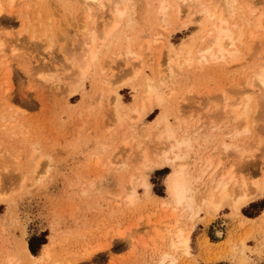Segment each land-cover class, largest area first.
<instances>
[{
	"label": "rangeland",
	"instance_id": "obj_1",
	"mask_svg": "<svg viewBox=\"0 0 264 264\" xmlns=\"http://www.w3.org/2000/svg\"><path fill=\"white\" fill-rule=\"evenodd\" d=\"M46 1L44 4L43 0H0V126L5 128L3 134H0V161L3 160L0 163V264H7L9 260L12 264H29L23 245L25 242L28 245L31 238H44L45 244L51 245L50 262L151 264L156 258L152 249H158L157 253L166 249L165 242L157 243L153 236L156 228L162 230L170 223L165 218L169 210L161 202L168 200L166 179L171 168L170 165H164L158 169L148 164L142 167L138 144L147 151L149 160H154L155 151L164 148L163 145L159 149L155 148L151 141V126L163 117L161 115L167 118L178 136L183 134L186 126L188 132L201 126L205 131L206 135L202 129L196 130L194 135L197 137L191 138L195 143L187 152L188 163L186 161L191 174H195L203 159L213 153L217 156L220 153L221 169L231 170L238 181L240 179L247 184L249 192L254 189L252 183L264 188V110L260 107L254 109L257 106L253 104L257 102L260 106L262 102L255 99L259 90L250 77L264 54V0H236L233 5L235 12L239 13H235V22L243 28L242 40L248 43L247 47L251 50L241 48L240 61L235 65L211 63L203 67L196 66V60H190L193 63L189 66L183 65L186 52L191 46V50H196L204 37L198 24V15L191 18L186 12L184 17L182 15L180 20H176V4L172 0H165L173 6L168 9L169 25L165 28L157 16L162 0H129L121 6L125 14L115 36L104 44L98 54V61L92 64L80 82L76 80L81 72H78L77 66L82 65L80 59H77L83 50L80 49L84 35L81 30L87 27V33L91 29L89 24L96 20V26L100 24L98 26L102 32L104 16L93 17V20L89 12L83 14L81 8L84 5L81 3L83 7L79 6L80 2L70 4V0ZM204 1L209 3V0ZM221 9L220 6L218 11ZM247 9L255 11L250 14ZM260 15L263 29L257 30L253 25ZM88 16L91 21L87 19ZM46 20H50L49 24ZM83 20L84 28H81ZM245 21L251 24L245 25ZM47 32L49 36L45 34ZM52 36L53 41L47 38ZM156 39H159V44L154 41ZM126 47H130L143 59L133 62L119 56ZM168 47L177 55L182 66L175 78L165 71ZM11 49H15V52L11 53ZM150 49L154 50L152 55ZM157 53L161 55L160 68L165 69L163 75L166 73V76L162 75L165 103L158 106L153 104L152 109L136 121V115L130 111L140 100L142 81L148 78L157 81V67L152 60L157 57ZM150 57L152 62H149ZM74 60H78L77 66ZM107 64L110 65L106 71ZM134 68L142 72L132 80L131 74L133 76L134 71H137ZM101 70L104 72L100 73ZM110 70L115 76L109 74ZM106 72L110 80L105 85L101 80H104ZM51 74L55 75L49 78ZM112 87L116 88L120 96L123 107L121 113L130 116L131 120L126 116L122 122H115L110 110L113 106H107L108 102L109 105L112 103L113 97L108 101L110 98L103 93L104 96L99 97L101 101L98 99L99 90L105 92ZM247 92L251 94V110L246 120L249 131L241 129L243 133L239 137L231 138L224 127L221 128V125L229 121V116L226 117L229 109H224L223 105L229 108L232 103H246ZM221 108L225 110L222 109L223 113L219 111ZM220 113L222 118L217 117ZM211 122L214 123L212 126ZM217 126L221 129L217 130ZM10 130L15 133L12 137L8 133ZM223 132L227 136L222 135ZM203 137L207 140L202 142L205 140ZM222 143L241 147V153L237 154H242L244 149L246 152L242 156L246 159H241L242 156L238 157L232 150L223 153ZM13 154L19 158L11 156ZM218 157L217 161L214 159L215 162L219 161ZM5 160L10 161L7 164L10 168L4 164ZM141 178L149 182L148 194H144ZM208 182L202 179L193 183L198 198V205H195L197 209L191 214L181 209L176 213L179 226L185 230L194 228L190 234L191 255L188 258L181 256L182 264H241L235 254L229 253L227 241L232 240L238 246L242 237L248 249L244 252V264H264V242L259 221H249L243 228L238 226L242 216L256 218L263 211L264 189H261L262 192L253 203L238 212L227 205L218 213L209 215L206 208L199 204V198ZM131 189L137 198L133 205L126 203ZM251 226L253 230H249ZM217 230L222 231V238L216 236ZM44 245L40 246L35 256ZM93 250L97 256L90 260L86 253Z\"/></svg>",
	"mask_w": 264,
	"mask_h": 264
},
{
	"label": "bare ground",
	"instance_id": "obj_2",
	"mask_svg": "<svg viewBox=\"0 0 264 264\" xmlns=\"http://www.w3.org/2000/svg\"><path fill=\"white\" fill-rule=\"evenodd\" d=\"M43 1L45 2V3L44 2L43 3L46 4L47 1L46 0H43ZM128 1L129 0H70L68 2L70 4H72L73 2H80V5L79 6H82L83 7V5H84V8H81L80 7L81 8V11L83 12V14L84 13L87 14L89 12L88 15L90 14V16L92 17V19H93V17L94 18L95 17H99V18L101 17L102 18V16H104L102 19L105 20L104 30L102 32L100 31V28L98 26L100 24H98L96 26V20H94V19H93L94 22L93 21L91 22L92 25H91V23L89 24L91 26V27L89 26L91 29L89 31L87 30V33L85 31L87 29V27L85 26L86 28H84V25H82V24H84L83 23L84 20L81 23V25L83 26V27L81 26V28H84L85 30H81L82 32L84 31V35L82 34L83 35L82 40L79 39V40L82 41V43H81L82 46L80 45L81 46L80 49H83L81 51V54H80L81 57L78 56V58H77V59H80L79 60L80 63L82 62V65H80L82 67L80 69H79L80 66L79 65L77 66L78 60H77V62L75 61L76 59L74 60V62H76V66L78 67V72L81 71L79 77L77 76L78 79H77V77H75L77 79L76 80L77 82H78V80H79V82L80 81H83V79L85 78V76L87 74L88 69L91 66H93L92 64L95 61H98V58H97L98 57V54L101 51V49L105 46L104 44L107 41L111 40L115 36L116 30H117V28L119 26V22L122 20L124 14H125L124 9H122L121 6H124ZM172 1L176 4V6H174V7H176L175 8V11H174V16H175L176 20H180L182 15L184 17V15H185L186 12H188V16H190L191 18L198 15V19H200V21L198 22V24L200 25L201 31L204 34V37L202 38V40L200 42V46L196 50H191V47L192 46L190 45L191 46L190 49L185 54L186 57L184 58L183 65H186V66L191 65L193 62L190 61V60H196L197 61L196 63H198V64H196V66L199 65L200 67L201 66L203 67L204 65H209L211 63H221L220 65L223 64L224 66L235 65L237 63L238 58H241V57H239L241 55V53H242V52H240L241 51L240 49L241 48L243 49V47L248 48L247 47L248 43H245L242 40L244 33H242V31H243L242 29L243 28L241 26H239L240 23L239 24H236V22H235V17H236L235 16V13L236 12H235V8H234L233 5L236 4V0H209V3L206 2V1H204V0H172ZM241 3H242V1H241ZM56 6H57V4H56ZM159 6L160 7H159V10H158V15L157 16L159 17V22H161V24L163 23L164 24L163 27L166 28L169 25L168 24L169 23V19H168L169 18V16H168L169 15L168 14V9L170 7H173V6L168 1H165V0H162L161 1V4H159ZM220 6L222 7V9L220 11H218L220 9ZM237 6H239V5H237ZM243 6H245V5H243ZM1 7L2 6L0 5V8ZM53 7H55V6H53ZM247 8H249V7H247ZM247 10H249V9H247ZM39 11H37V12H39ZM238 11H240V10H238ZM250 11H251V9L249 10V13L252 14V13H254L255 10H252L253 12L252 11L250 12ZM0 13H1V9H0ZM237 14H239V13H236V15ZM38 16H39V14H38ZM79 18H81V17H79ZM77 19H78V17H77ZM84 19H85V17H84ZM87 19L90 20L89 19V16L87 17ZM232 20H234V22L230 24V22H232ZM46 21H47V24H49L48 21H50V20H46ZM251 21H252V19H251ZM262 21H263L262 15L256 17V19L254 20V25H253L254 28L257 29V30L258 29H263V27H262ZM58 22H60V21H58ZM39 23H40V21H39ZM245 23H246L245 25L251 24L248 21L247 22L245 21ZM159 26H162V25H159ZM98 28H99V30H98ZM49 29H51V26L48 27V30ZM34 30H36V29H34ZM22 31H24V30H22ZM76 31H77V29H76ZM45 32H46V30H45ZM48 32H50V34H51V31H48ZM48 32L45 33L46 35L48 34L47 36H49V33ZM62 33H64V32H62ZM62 33H61V36H62ZM251 36H252V34H251ZM254 36H257V35L255 34ZM159 37H160V35H159ZM47 38L51 40V38H53V36L52 37H47ZM43 39H42V41H43ZM53 40H51V41H53ZM156 40H154V41L156 43H158L159 42V39L157 41ZM263 41H262V45H264V42ZM38 42H39V40H38ZM49 43H51V42L49 41ZM193 43H195V42H193ZM0 46H1V44H0ZM159 46H158V48H159ZM51 48L52 47H50V49ZM149 48H150V46H149ZM246 48H245V50H246ZM152 50L151 49L149 50V52H151V55H152V52L154 51V50L153 51ZM158 50H157V52H158ZM248 50L250 51L251 48H248ZM12 52H15V49H11V53ZM159 52L161 54V51L160 50H159ZM173 53L174 52L171 49H169V47H168L166 59L164 61V66H165L166 70L165 69H163V70H165L169 74L170 77L175 78L179 74L178 71H180V69H181L182 66H181V63H179V60L177 58V55H175ZM155 54L156 53L154 52L153 55H155ZM160 54L157 53V57L154 56L155 58L152 59L155 62V65H156L155 67H157L156 68L157 69L156 70L157 72L155 71L156 72L157 81H155L153 79H149V78L148 79H144L142 81L141 88L143 89V91L141 90L142 93L140 95L141 96L140 97V100L139 99L137 100L136 107L134 109H132V111H130V112H133L136 115L135 116V119H134L136 121L139 120V119H141L142 116H145L147 114V112H149V110L152 109L151 107H153V104H157V106H158V105H162V104L165 103L163 89H162V85H163V82H164V78L162 77L163 70L160 68L161 65H162V64H160V61H162V60H160L161 59V55ZM118 55L121 56V57H123L126 60H130V61H133V62L136 61V60L139 61V60L143 59V58L140 59V56H138L133 50H131L130 47L124 48V50H122ZM159 55H160V57H159ZM75 56H77V55H75ZM242 57H243V54H242ZM151 58L152 57H150L149 59L151 60ZM150 60H149V62H152V60L151 61ZM107 62H105V64ZM6 63H7V61H6ZM108 63H110V62H108ZM72 64H73V61H72ZM97 64L98 63H96V65ZM225 64H228V65H225ZM108 65H110V64H107L106 65L105 70L106 69L108 70V68H109ZM140 65H141V63H140ZM257 65L258 66H256V69L253 72L251 71L252 73H251V76L250 77L252 78V80L254 81V83H256V85L258 87V90H259V92L257 94H255V96H256L255 99H256V101H258V100H259V102L261 101L263 105L261 104L259 106V105H257V102H256V104H253V105H254V107L257 106L254 109L260 107V109L264 110V54L261 57V63H259V64L257 63ZM71 67L73 68V66H71ZM137 68H138V66H137ZM6 70H7V68H6ZM133 70H137V69L134 68ZM139 70L140 69H138L136 72L134 71V75L133 76L131 74V77L132 78L129 75L130 79H132V80L133 79H136L137 76H139L141 74V72H142V71H139ZM200 71H201V68H200ZM101 72L103 73L104 71L101 70L100 73ZM112 72L113 71L110 70L109 74H113L114 75V73H112ZM45 74L48 76V73H45ZM107 74L108 73L106 72V76H104V80L103 79L101 80V82H103L105 85L110 80V76H109V74L108 75ZM54 75L51 74L49 76V78L51 76L54 77ZM126 76H127V74H126ZM163 76H166V73ZM169 76H167V79L169 78ZM44 79H45V77H44ZM7 80H9V79L7 78ZM39 80H42V79H39ZM46 80H47V78H46ZM57 80H59V79H57ZM48 81L49 82H52V80H49V79H48ZM128 83H129V81H128ZM130 83H131V81H130ZM44 84H46V82ZM6 85H7V83H6ZM8 88L9 87H7L6 89H8ZM112 88L111 89H108V90L106 89V91H105L106 94H105L104 91L99 90V92H98V99H99V97L102 98L104 95H107V98H110V99L109 100L107 98L106 99L108 101H111V99H112L111 96L113 97V99H114V100H112V103L113 104L111 103L109 105V102L107 101L108 102L107 106H113V109H110V110H111L112 117H114V119H115V122H122L126 116H127L128 119H130V116L121 113L122 104L120 102V96L117 93L116 88H113V89ZM139 88H140V86H139ZM3 91H4V89H3ZM254 92H252V93H254ZM103 93H104V95H103ZM245 96H246V101L247 102L245 101L246 103H244V104H242V103L241 104L240 103H232V104L229 105V108H228V105L227 106H226V104L223 105V108L224 109H229V111L227 110L228 112L226 114L227 115L226 117L229 116V121H227L225 124H223L224 126L221 125V128L224 127V130L227 131L226 133H228L227 135L229 137H231V138L236 137V136L239 137L238 135L240 133H243L242 131H245V130L246 131H249V130H247L246 120H247L248 114H249V112L251 110V107L249 106L251 94H248V92H247L245 94ZM95 97H96V95H95ZM253 103H255V102H253ZM223 108H221L219 111L221 112ZM122 109H123V107H122ZM112 112H113V114H112ZM215 112H216V114L219 113L218 111H215ZM221 113H223V112H221ZM221 113H220V115L218 114L219 116H217V117H221ZM213 115H215V114L213 113ZM161 116H163V117H161L154 125L152 124V126H151V127H153V129H152L153 132L151 130V132H152V134H151L152 135L151 136V141L153 142V145H154L155 148L162 147V145L164 146V148H162V149L160 148L159 152H156L155 151L153 153L154 160H149L148 159L149 157H148V155L146 153L147 151L144 148H142V146L140 144H138V148H139V150H141V157L140 158H141V165H142V167L143 166H146L148 164L149 167H154V168H158V169L161 168V167H163L164 165H168V166L170 165L169 168H171V173L167 176V179H166L167 180L166 181V191H167L166 193L168 194V200L167 201H162L163 199L156 198V200H159V201L161 200L162 201L161 202L162 203L161 205L162 206L164 205V208H165V206H167L166 209L169 210V212H167L168 214H165V218L167 220H169L170 223L169 224L167 223L162 230L155 227L156 228L155 229V233H154L155 235L152 233V235H154L153 237H156L157 243L158 242L159 243L165 242L166 249L164 251H160L159 250L160 251L159 253H157V250L158 249H156V251L154 249H152L153 250V253H154V256H156V258L153 259V261H151V264H182L184 262H181L180 261L181 256H184V257H187L188 258L191 255V253H190V250H191V247H190V234H191L192 229H194V228L191 227L190 229L185 230L186 228L183 229L181 226H179L180 223H179V220L177 219L179 216H177L176 213H177V210L181 209V210H184V212L185 211H189L190 214H191V212H193L195 209H197V207L195 205L197 204V199L198 198H196V192H195V189L193 188V183H197V182L201 181L202 179L203 180L206 179V181L207 180L209 181L208 184L205 185L206 186L205 187L206 190H204V193L202 192L203 195L201 196V198H199V204L201 206H204L206 208V210L208 211L209 215H211V214L213 215V214L218 213L219 211H221L223 209L224 206H227V205L230 206V208H232L235 212H238L242 207L248 205L251 202L253 203V200L257 196H259V193L260 192H262L261 189H264V188L263 187H260L256 183H252L254 185V189L251 192H249L248 191L249 189H247V187H246L247 184H245L244 182H241L240 179L238 181V179L235 177V174L231 170L225 171L226 169L225 170H222L221 169L222 168L221 167L222 166V163H221V159H220V156H219L220 153H218V156L219 157L217 156V154L215 155V153H213V152H212L213 154H211L207 158L205 157L206 159H203L201 161V165H198L200 167L198 169H196V172H194L195 174H191L190 173V170H189V168H188V166L186 164V161H187V152L190 151L193 148L192 144H193L194 141L191 138L193 136H195L194 134L196 133V130L197 131H200L199 129H202V126L199 129L196 128L195 131L193 129H191V131H189V132L187 131L188 126H186L185 127V131L183 132V134L181 136H178L177 135V132L175 131V129H173V127L167 121V118L164 115H161ZM211 117H214V116H211ZM177 121H179V120H177ZM212 122H214V121H212ZM212 122L210 123L211 124L210 126H212L214 124V123L212 124ZM12 128L15 129V127H12ZM221 128L217 126L216 129L217 130H220ZM4 129H5L4 126L1 125L0 126V134H3V130ZM241 129H242V131H241ZM192 130H193V132H192ZM203 131L204 130L202 129V132ZM13 132L14 131H11L10 130L8 132L10 134L9 136L12 137V135H15V133H13ZM202 132H201V134H203ZM4 134H5V132H4ZM221 134L223 135L224 132L221 133ZM204 135H206L205 131H204ZM227 135L224 134V136H227ZM196 137L197 136H195V138ZM130 138H131V136H130ZM203 138L205 139V137H203ZM134 140H135V138H134ZM206 140L207 139L202 140V142L203 141H206ZM135 141H137V140H135ZM196 143H197V141H196ZM123 145H126V143H124ZM143 145H145V144H143ZM199 147H201V146H199ZM221 147H222L221 148V151L223 153H227L229 150L234 151L236 154L239 153V152L241 153V151H240L241 147H239L240 148L239 149L236 146H230L229 144H226V143H222L221 144ZM215 148H216V146H215ZM15 151H17V150H15ZM244 151L245 150L243 149V153L242 154H244ZM248 152L250 153V151H248ZM0 153H1V151H0ZM249 153H248V157H250L252 155V152H251V155H249ZM242 154H237V155H239L238 157H240V155L242 156ZM16 155L18 156L19 154L17 153ZM16 155L13 154L11 156H13L14 158L18 159L19 157H17ZM11 156H10V158H11ZM221 156H223V155H221ZM216 157H218V160H219L218 162H215V160H214ZM242 157H241V159H244V158L246 159V157H243V158ZM2 161L3 160H1L0 163ZM216 161H217V158H216ZM8 163H10L9 160L6 161L4 164L7 165ZM187 163H188V161H187ZM7 166L9 167V165H7ZM141 179H140L141 186L145 190V193L144 194H148L149 193V188H150L149 187V184H148L149 182H147V180H145L144 178H141ZM262 186H264V185H262ZM135 199H137L136 196H135V191L133 189H131V194H129L127 196V198H126V203L127 204H131L132 203V205H133V202L135 201ZM151 199L152 198H150V200ZM152 200H154V198ZM155 206H156V204H155ZM205 208H203L202 210H204ZM198 212H199V209H198ZM233 214H235V213H233ZM180 216H181V213H180ZM234 216H236V215H234ZM163 218H164V216H163ZM255 219H257L259 221V225L261 227V234H262L263 242H264V209L260 213V215L258 217H256V218H248V217L242 216V220L238 222L239 223L238 226H239V228H243L244 226H246L247 222L253 221ZM161 222L162 221L160 220V223ZM249 230H253V227L252 226L249 227ZM121 234L123 235V233H120L119 235H121ZM215 234H216V236L218 238H222L223 237V233H222L221 230H217L215 232ZM150 242H152V241L150 240ZM239 243L240 244L238 246H235L233 244V241L232 240H228L227 241L228 251H229V253L231 252L232 255L235 254L236 257L238 258V261L241 264H244V262H245L244 252H245V250L247 251L248 249H246V245H245V242H244L243 237H242V239H239ZM128 244H130V243H128ZM257 245H259V244H257ZM50 246L51 245L48 244V243L45 244L42 247V250H41L40 254H38L37 256H33L32 254L29 253L27 242H25L24 245H23V247H24V251H25L26 257L29 260V264H62V263H60V261H58V262L57 261L50 262V261H52V260H50L51 253H52L51 250H50ZM151 247H152V245H151ZM252 249L253 248H251L250 250L253 251ZM95 250H97V249H95ZM95 250L86 253V257L87 258H90V260H92L93 258H95L97 256V254H94ZM225 251H227V250H225ZM228 257H230V256H228ZM187 261L188 260H186V262ZM11 262L12 261L9 260L7 264H12ZM13 262H14V260H13Z\"/></svg>",
	"mask_w": 264,
	"mask_h": 264
},
{
	"label": "trees",
	"instance_id": "obj_3",
	"mask_svg": "<svg viewBox=\"0 0 264 264\" xmlns=\"http://www.w3.org/2000/svg\"><path fill=\"white\" fill-rule=\"evenodd\" d=\"M46 242L44 238H31L28 242V248L30 253L35 256L38 252L41 245H44Z\"/></svg>",
	"mask_w": 264,
	"mask_h": 264
},
{
	"label": "crops",
	"instance_id": "obj_4",
	"mask_svg": "<svg viewBox=\"0 0 264 264\" xmlns=\"http://www.w3.org/2000/svg\"><path fill=\"white\" fill-rule=\"evenodd\" d=\"M41 250H42V249H41ZM40 252H41V251H39V253H40ZM39 253H38V254H39Z\"/></svg>",
	"mask_w": 264,
	"mask_h": 264
}]
</instances>
